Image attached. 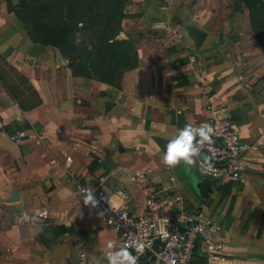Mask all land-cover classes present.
Here are the masks:
<instances>
[{"label": "crops", "instance_id": "1", "mask_svg": "<svg viewBox=\"0 0 264 264\" xmlns=\"http://www.w3.org/2000/svg\"><path fill=\"white\" fill-rule=\"evenodd\" d=\"M8 2L0 0V264H79V253L93 258L116 243L77 190L99 177L107 192L125 191L129 212L147 191L170 188L213 222L218 248L209 254L197 241L193 264H264V56L242 2L126 0L116 37L132 43L136 63L118 85L70 74L54 47L29 40ZM19 79L30 93L17 91ZM208 103L256 145L235 181L203 176L198 157L163 162L169 138L207 123ZM19 129L22 141H10ZM35 210L46 217L32 219Z\"/></svg>", "mask_w": 264, "mask_h": 264}, {"label": "built area", "instance_id": "2", "mask_svg": "<svg viewBox=\"0 0 264 264\" xmlns=\"http://www.w3.org/2000/svg\"><path fill=\"white\" fill-rule=\"evenodd\" d=\"M205 108L209 112L207 124L214 127L215 134L212 144L202 145L196 169L213 182L235 181L249 167L250 154L256 150V145L239 140V133L230 117L224 114V107L208 103ZM24 136V130L19 129L9 133L8 139L20 143ZM206 158L212 166L210 172L207 170ZM102 182L103 178L99 177L91 186L78 184L77 190L82 198L83 189L91 187L95 190V198L99 203L95 208L89 207L102 218L106 227L112 229L117 241L113 248H103L93 258L79 253V264H108L107 253L127 245H131L128 250L138 257L137 262L140 264H193L191 258L197 241L203 243L209 254L218 248V244L213 241L217 229L214 223L197 210L184 209L179 194L173 189L147 191L141 209L129 212L123 208L127 198L125 191L114 189L109 193ZM111 195L119 198L121 203L113 204L109 200ZM27 216L21 214L17 218L18 224H23ZM29 216L37 219L45 218L46 214L43 210H35Z\"/></svg>", "mask_w": 264, "mask_h": 264}, {"label": "trees", "instance_id": "3", "mask_svg": "<svg viewBox=\"0 0 264 264\" xmlns=\"http://www.w3.org/2000/svg\"><path fill=\"white\" fill-rule=\"evenodd\" d=\"M125 1L19 0L17 6H10L8 2L7 8L22 24L30 41L54 47L62 56L81 52L74 44V31L84 28L81 18L90 13L87 21L96 24L95 37L88 51L82 46L83 60L73 63L77 55L66 58L70 74L118 85L122 71L136 63L132 43L116 37ZM240 1L247 11L253 38L264 56V2Z\"/></svg>", "mask_w": 264, "mask_h": 264}, {"label": "clouds", "instance_id": "4", "mask_svg": "<svg viewBox=\"0 0 264 264\" xmlns=\"http://www.w3.org/2000/svg\"><path fill=\"white\" fill-rule=\"evenodd\" d=\"M215 129L211 124H201L194 127L186 124L179 130L178 134L169 138L164 151L163 162L168 167H175L183 161L186 165H194L196 163L194 157H198L205 143H213V135ZM211 150V149H209ZM206 158V163H207ZM207 170L212 171V166L207 163ZM84 192V204L91 205L95 208L99 201L95 198V190L91 187L82 190ZM131 245L120 248L118 251H110L107 253L108 264H137L138 257L133 255L128 249ZM107 247L113 248L112 242Z\"/></svg>", "mask_w": 264, "mask_h": 264}, {"label": "rangeland", "instance_id": "5", "mask_svg": "<svg viewBox=\"0 0 264 264\" xmlns=\"http://www.w3.org/2000/svg\"><path fill=\"white\" fill-rule=\"evenodd\" d=\"M19 0H9V5L10 6H17ZM90 13L86 12V15L83 16L81 19L83 20L84 23V28L80 29V30H75L74 31V44L77 47H80L81 52L78 54L76 51L71 52L70 54L67 55H63L64 58H71L75 55H77V58H74L73 63H76L79 60H83V57L85 55V51L82 50V46L85 47V50H89L90 49V42H92V40L95 37V31H96V24L93 23V21H87V16ZM83 42V45H82ZM86 51V52H87ZM18 89L17 91H27V93H30L28 91V86L26 85V82L23 79H19L18 81ZM21 100V98H20Z\"/></svg>", "mask_w": 264, "mask_h": 264}, {"label": "water", "instance_id": "6", "mask_svg": "<svg viewBox=\"0 0 264 264\" xmlns=\"http://www.w3.org/2000/svg\"><path fill=\"white\" fill-rule=\"evenodd\" d=\"M14 192H12V194H11V197H10V200H13L14 199Z\"/></svg>", "mask_w": 264, "mask_h": 264}]
</instances>
